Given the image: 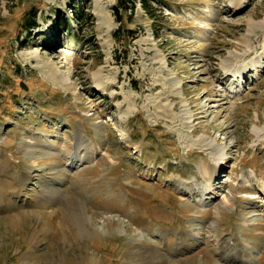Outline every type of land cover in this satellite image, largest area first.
I'll use <instances>...</instances> for the list:
<instances>
[{
    "label": "rangeland",
    "instance_id": "obj_1",
    "mask_svg": "<svg viewBox=\"0 0 264 264\" xmlns=\"http://www.w3.org/2000/svg\"><path fill=\"white\" fill-rule=\"evenodd\" d=\"M240 1L0 0V264H264V0Z\"/></svg>",
    "mask_w": 264,
    "mask_h": 264
},
{
    "label": "bare ground",
    "instance_id": "obj_2",
    "mask_svg": "<svg viewBox=\"0 0 264 264\" xmlns=\"http://www.w3.org/2000/svg\"><path fill=\"white\" fill-rule=\"evenodd\" d=\"M245 2V0H241L240 2H238V4H236V6H239V5H241V3H244ZM262 25L264 24V19L262 20ZM109 29L112 27V25L111 24H109ZM41 58V57H40ZM230 63V62H229ZM228 63V64H229ZM38 68L42 71V73L44 74L43 76H44V78L46 79V80H48L49 82H51L52 84H54L55 86H58V87H61V88H63V89H65V90H68V91H70V90H72V85H71V83H70V81L68 80V77L66 76V75H64L62 72H59V70H58V67L56 66V65H54V64H46V63H44V64H40L39 66H38ZM74 90V89H73ZM73 162H75V161H73ZM76 163V162H75ZM218 172H219V169H218V167L217 166H210V168H209V171L207 170V173L208 174H214L215 176H217L218 175ZM30 179V177L29 176H27V180H29ZM211 184V183H210ZM210 184H209V186H210ZM211 187V186H210ZM184 238V237H183ZM221 247V246H220ZM223 248V247H222ZM221 248V249H222ZM153 249V248H152ZM151 252H153L154 254H153V260H155V258H159L158 260H160L162 257L160 256V254L159 255H157V254H155V250L153 249ZM149 253V252H148ZM157 253V252H156ZM144 260V259H143ZM150 262V261H149ZM151 264V263H147V262H145V260L143 261V264ZM174 264H177V263H174Z\"/></svg>",
    "mask_w": 264,
    "mask_h": 264
},
{
    "label": "trees",
    "instance_id": "obj_3",
    "mask_svg": "<svg viewBox=\"0 0 264 264\" xmlns=\"http://www.w3.org/2000/svg\"><path fill=\"white\" fill-rule=\"evenodd\" d=\"M136 2L137 0H117V6L115 7L116 9L115 12H116V18L119 22H122L120 11L128 10V9H131L133 11L135 9ZM158 3H161V0H141L143 9L150 15V17L155 19L157 18L158 14H162L161 8L158 5ZM82 15L83 13H81L79 17H81ZM35 24H36L35 19L27 20L26 30L30 31L33 27H35Z\"/></svg>",
    "mask_w": 264,
    "mask_h": 264
}]
</instances>
